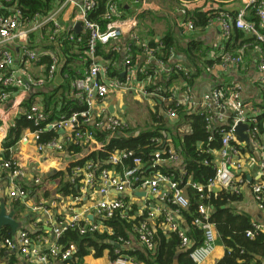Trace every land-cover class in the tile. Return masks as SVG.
<instances>
[{
	"label": "built area",
	"instance_id": "obj_1",
	"mask_svg": "<svg viewBox=\"0 0 264 264\" xmlns=\"http://www.w3.org/2000/svg\"><path fill=\"white\" fill-rule=\"evenodd\" d=\"M176 1L183 18L178 24L182 32L195 30L194 23L187 14L198 10L211 12L213 17L208 25L213 20H217L224 39H228L233 30L250 36L252 41L243 42L235 53L223 52L216 55L214 60L218 62L217 66L223 71L238 70L244 65L245 50L249 49L252 55L257 57V68L262 74L260 82L264 85V0ZM235 1L242 3V7L236 12L231 13L223 8L225 3ZM138 3L139 0H108L100 21H95L89 16L97 8L96 0H63L47 15L36 14L31 18L22 15L15 0H0V103L8 100L13 89L24 90L26 88L28 90L31 87L41 89L48 80L54 77L57 68L61 65V60L56 54H44L49 57L50 63L45 67L42 77L33 78L29 76L26 69H14L15 59L11 47L18 44L24 65L36 64L43 54L30 49L31 34L45 29L43 37L50 43L54 42L59 34H66L69 41L79 43L81 38L75 35V26L80 23L81 30L86 35L85 49L80 54L77 51L75 53L78 55L76 61L82 65V71L78 72V76L73 79L70 95L77 99L82 109L72 111L68 115H61L55 122L44 125L46 121L44 109L38 102H34L23 114L27 121L38 128L34 133L38 134L43 131H58L59 133L63 130L67 132L68 143L71 146L86 147L96 144L98 147L97 132L115 135L127 130L122 118L107 114L104 106L105 98L115 92H135L141 94L143 98L152 100L153 103L157 99L165 104L166 117L173 120L178 118L175 110L177 106H183L189 112L199 110L198 113L204 118L205 130L209 134L208 142L212 141L214 134L220 136V146L217 150H205L206 153L213 155L214 176L208 179L205 185L190 183L202 198L218 190H230L235 194L242 193L241 188L245 184L242 175L244 165L240 161L243 142L236 140L234 128L238 124H246L245 133L255 144L258 153L257 176L251 184V192L257 209L264 211V107L263 110L249 111L241 99L243 87L239 83L229 84L223 90L214 87L209 94L204 96L202 103L196 104L193 100L191 85L188 83L193 70L178 63H170L174 56L173 50L166 61L158 59L156 56L158 48L150 47L149 42L143 41L138 35L136 18L124 16L122 7L125 4L132 6ZM69 7L75 10L76 15L69 28L64 29L60 16ZM248 14H251L254 19H248ZM125 31L128 32L130 41L123 46L119 40ZM153 43L161 46L160 38ZM98 46L105 48L106 53L121 56L120 74H123V77L120 75L108 77L109 71L116 68L117 64L113 57L106 63L100 62L97 57ZM136 46L140 49L138 56L132 54ZM176 72L180 74V79L174 80L166 88L158 84L160 77L163 76L167 80L168 76ZM172 103L174 107L170 106ZM225 112L229 115L226 116ZM37 139L38 135L36 141ZM37 147L38 150L47 148L57 152L64 151V145L57 138L38 144ZM127 159L131 160L132 166L123 168L121 172L105 168L97 170L96 164L91 161L84 162L82 165H74L71 168L69 174L71 185L78 189L82 188L84 191L91 189L103 197L96 202L93 208L92 216L95 215L96 219L88 218L83 212H74L69 219L58 220L51 229L56 242L44 252H40L34 246L32 238L25 230L19 231L14 239L12 237L3 239V247L17 249L27 261L37 264H52V261L61 264L76 263L75 247L70 246L62 250L57 244L63 232L75 230L80 236L94 233L113 235V230L104 222L113 218L130 217L129 211L132 204H129L123 197L125 193L148 189L149 194L159 202L174 207L172 213L161 212L160 208L156 209L158 214H163V231L178 233L181 247L191 249L189 236L180 230L173 216L188 207V200L184 191L179 188L178 181L174 180L171 175L163 174L156 169L165 161L171 164L177 163L179 159L177 153L168 150L167 156L163 158L161 152L157 151L153 153L148 162L144 163L141 158L134 156V152L122 150L115 151L107 162L113 166H121L123 160ZM204 163L208 164L207 161ZM146 165L156 171L150 178L143 179L140 175H142L143 166ZM4 176L9 182L8 197L24 202L27 198V191L23 187L26 179L25 171L13 160L0 158V179ZM38 182L37 178L33 181L34 184ZM109 191L116 192L118 196L108 198L106 194ZM78 195L73 198L75 202L80 199ZM141 209L147 211L148 216H156L154 211L148 212L149 207L146 208V204ZM210 213V208L200 203L197 206V214L192 220L193 226L200 229L203 236L202 243L189 252V257L194 264H202L214 250L216 233L209 221ZM252 226L255 231H264V226L259 223L252 222ZM133 232L139 244L148 250L153 248V233L146 221H140L133 228ZM246 236L251 238L253 233L248 231ZM113 242L121 248L129 244V241L120 237ZM115 254L118 256L113 260L109 257L108 264H133L131 258L120 255L118 250Z\"/></svg>",
	"mask_w": 264,
	"mask_h": 264
},
{
	"label": "crops",
	"instance_id": "obj_2",
	"mask_svg": "<svg viewBox=\"0 0 264 264\" xmlns=\"http://www.w3.org/2000/svg\"><path fill=\"white\" fill-rule=\"evenodd\" d=\"M160 6L164 7L161 8ZM241 7V1H235L231 3L227 2L223 5V8L231 13L236 12V10L240 9ZM122 11L125 17L134 16L136 18L138 22V35L145 42L156 41L165 34H157L155 29H152L149 33L145 32L144 30L145 19L150 17L157 18L158 15L163 14L166 16V18H169L171 24V26H169L166 31H173L180 47H185L189 41H197L202 44L203 47L201 49V60L203 61L202 63L198 62L200 74L194 77L192 81L193 84L191 85L193 100L196 104L202 103L204 96L209 94L214 87L223 90L224 87L229 84L239 83L243 87L241 99L244 102L245 107L249 111L263 110L264 85H262L260 82L262 74L257 68L256 55H252L251 50L246 49L245 56L243 58L244 65L238 70L223 71L219 66H217L218 62L214 60L216 55H219L220 53H235L241 47L243 42L252 41L250 36L241 31L233 30L229 38L224 39L222 37L221 27L217 20H213L204 28H198L195 26V30L193 31L182 32L183 30H180L178 24L182 22L183 18L180 15L179 5L176 0H155V2L154 0H139V3L136 5L131 6L125 4L122 7ZM248 13H250V11ZM75 15V10L70 7L61 14V23L64 29L69 28L70 23L75 19ZM248 19L251 20L254 19V17L251 14H248ZM236 31L241 32L242 36H237L235 34ZM44 33L45 29H43V31H36L33 33V37H30L29 40L30 43L31 38L36 37V45L32 44V49L43 54L36 64L24 65L22 63V53L18 44H14V46L11 47L12 54L15 59L14 69H26L29 72V76H32L33 78H40L43 76L44 69L47 66V63L42 62L43 57L45 55L55 54L54 52L50 51L52 43L46 41L45 37H42V34ZM75 33L83 34V31H75ZM129 41V34L127 31H125L119 42L125 46L126 43H129ZM101 49H103L102 46ZM103 50L105 55H107L106 49L104 48ZM202 51H204L203 54ZM139 53V47H134L132 54L138 56ZM58 54L61 60V65L59 68H57L54 77L48 80L41 89L37 90L33 87L29 88L28 90H26V88L24 90L13 89L10 92V97L8 100L0 103V131L3 127H5L3 130L4 133L0 137V158L13 160L20 168L25 171L26 179L23 182V187L27 191V198L24 202L9 198V182L7 177L4 176L2 179H0V203L4 204L7 213L13 212V217L19 224V229L17 230L15 237L19 231H27L33 240L34 246H36L40 252L46 251L50 246L55 244L56 239L51 232V229L55 226L58 220H67L74 212H83L88 218L96 219L95 215L92 216V214H94L93 208L96 202L103 198L101 195H97L96 192L91 189L84 191L82 188H76L78 189V193L75 195L61 196L58 194V188L60 187L61 182H69L71 168L74 165H77L78 161L85 160L83 163L90 161L88 156L93 151H96L98 148L96 147V144H90L86 147H81L82 150L79 153H76L74 150H69L71 145L68 143L67 132L62 131L58 133L57 131V139L61 144L64 145V151L57 152L47 148L38 150V144L36 141L37 134L28 129L17 131L15 127V120L19 115H23L27 111L25 104L30 98L29 95L31 93L34 94L32 103L38 102V104L42 107L44 106V99L43 96L40 95V92L49 93L54 91V99L56 101L58 100V95L62 92V90H58V88L64 83L65 76L61 75V67L63 66L64 60L59 53V49ZM173 55V60L170 63H178L185 67H189L192 70L194 69L189 64L186 56L175 47L173 50ZM97 57L102 63H106L109 60L104 59L99 55H97ZM112 57L114 58V62H116L117 67L109 71L108 77L111 78L112 76L119 75L123 77V74H120V69L122 68L121 56L117 54L112 55ZM69 65L71 66L72 70L77 71L80 69L78 72L82 71V65L79 61H72L69 63ZM164 80L165 79L163 76L160 77L158 84L160 82H164ZM27 86L28 85H26V87ZM155 100V103H153L152 100L143 98L141 94H137L135 92H115L114 94H110L105 98L104 106L106 108L107 114H113L121 117L125 122L127 127V130L125 131L126 136L131 134L135 136L146 131V128H148V130L152 128L156 105H165L157 99ZM198 112L200 111L196 110V113ZM50 114H52L51 116L53 119L49 123L55 122L58 119V115L53 114L51 111L46 114V120H48V115ZM225 115L228 116L229 113L225 112ZM163 118L167 122V125L169 126L173 135H171L172 137L169 138L170 143L173 141L177 142L176 138L182 136L183 133L188 131V126L185 124V122L180 120L179 116L175 120L169 119L166 117L164 111ZM142 122L147 123V127H145V129L140 128V123ZM10 129H12L14 133V141L12 145L6 149L4 148V145L6 143L8 131ZM242 142L243 145L240 161L244 165L242 168V175L245 179V184H243V187L241 188L242 193L240 195V199L232 206L235 208L237 213L246 214L251 218L252 222H256L264 226V211H259L257 209L251 192V184L257 176V149L255 144L251 142L249 138L247 141ZM169 150L174 151L172 146H170ZM6 154L8 157H6ZM177 155L179 157V154ZM124 161L125 160H123L121 166H113L109 162H105L103 165L97 164V170L105 168L121 172L123 168L129 167V165ZM165 166L182 168L181 158L179 157L177 163L175 164L165 161L159 165V167ZM154 171L156 170L150 169L147 165L145 167L143 166L142 175L140 176L143 177V179H148L153 175ZM36 178L39 180V182L34 184L33 181ZM144 191L145 193L147 191L146 197L134 195L135 192ZM144 191H134L133 193L128 191L125 193V196H123L129 204H132V208L129 211V214L131 215L129 219L134 220L142 217V220L147 222L148 226L153 232L157 228L163 230V214H158L156 209L160 208L161 212L166 211L168 213H172L173 210L170 206L163 204L156 198L152 197L149 194L148 189H145ZM77 195L80 199L78 202H75L73 198ZM106 195L108 198H114L118 196L114 191H109ZM145 204L146 208L149 207L148 212L154 211L156 216H148L147 211L141 209ZM173 216L180 230L185 235L189 236L190 231L186 221L183 220L179 214H173ZM217 239L219 244L217 246L214 244V250L212 254L202 264H214L224 255L225 249L218 237ZM128 241L129 244L125 246L126 248L140 247L136 237L130 236ZM131 260L133 264H142L135 262L133 258H131ZM109 262V253L107 250H105L101 257L95 258L92 254H90L84 257L79 264H108ZM0 264L37 263L27 261L17 249L12 250L3 247L2 239H0ZM52 264L61 263L52 261ZM262 264H264V259L262 260Z\"/></svg>",
	"mask_w": 264,
	"mask_h": 264
},
{
	"label": "trees",
	"instance_id": "obj_3",
	"mask_svg": "<svg viewBox=\"0 0 264 264\" xmlns=\"http://www.w3.org/2000/svg\"><path fill=\"white\" fill-rule=\"evenodd\" d=\"M15 1L22 15L27 18H31L36 14L45 16L63 2V0ZM96 1L98 3L97 8L89 17L92 20L100 21L108 0ZM187 15L193 21L194 26L198 28L207 26L213 17L211 12H200L198 10L190 11ZM235 34L237 36H242L241 32L238 31H236ZM75 35L81 38L79 43L69 41L66 34H59L56 40L52 42L50 49L51 52L53 51L58 56L59 49V53L64 60L63 66L61 67V75H65L66 77L64 76V83L58 88V90H62L58 95V100L56 101L54 99V91L49 93L40 92V95H42L44 99V113L51 111L53 114L58 115V118L61 115H68L72 111L82 109L77 99L72 98L70 95L71 83L73 79L78 76V71L80 69H76L77 71L72 70L69 63L77 60L78 55L75 53L76 51L79 54L84 51L86 35L82 33H75ZM30 37H33V34ZM160 42L161 46L153 42L148 43L150 47L158 48V52L156 53L158 59L166 61V58L171 50H174V47L186 56L189 64L194 68L188 80V83L192 85L194 77L200 74L198 62L202 63L203 61L201 60L202 44L197 41H189L185 47H180L172 30H168L160 38ZM29 47L32 49V42L29 43ZM97 52V55L104 59H110L112 57L110 53L105 55L101 46H98ZM203 53L204 51H202V54ZM42 62L49 64V57L44 56ZM187 68L191 69L189 67ZM178 78L180 79V74L177 72L172 73L168 76L167 80L159 84L166 88ZM163 93L166 96L165 91ZM29 96L30 98L25 104L26 110L31 105L34 94L31 93ZM170 106L174 107V104L172 103ZM165 109V105H156L155 115L153 116L154 126L152 124V128L135 136L133 134L126 136L125 131H120L115 135L107 132H97L96 141L99 145L96 151H93L88 156V159L96 165H103L115 151L130 150L134 152L135 157L141 158L143 162H148L153 153L157 151L161 152L163 158L166 157L167 151L170 149V146H172L174 151L179 154L181 158L182 168L165 166L157 167L156 169H159L163 174L171 175L174 180L178 181L179 188L184 191L188 200V207L185 210H181L179 216L186 221L189 227V236L192 241L191 249L202 243V231L192 224V220L197 214V206L201 203L210 208L211 213L209 221L212 223L225 249L222 258L217 260L214 264H262V260L264 259V232L255 231L252 226L251 218L246 214L237 213L232 206L240 199L241 194H235L230 190H218L209 194L208 197L203 196L201 198V194L190 185V183L205 185L208 179L214 176L215 169L212 165V154L206 153L205 150L212 151L219 148V134H214L212 141L208 142L209 134L205 130L203 116L196 112H189L183 106H177L175 110L180 120L185 122L188 126V131L176 138L177 142L173 141L170 143L169 138L173 135L167 122L163 118ZM51 115L52 114L48 115V120L43 123L44 125L52 121L53 118ZM15 127L17 131L28 129L32 132H36L38 130L30 121L25 119L24 115L18 116L15 120ZM37 135L38 144L57 138V133L55 131H43L39 132ZM13 141L14 133L12 129H10L4 148L8 149ZM69 150H74L76 153H79L82 148L81 146H70ZM6 157H8L7 154ZM83 161L85 160L78 161L77 165H82ZM205 161H207L208 164H205ZM124 162L130 167L132 166L130 159ZM182 172L184 174H182ZM77 193L78 189L68 181L61 182L58 188V194L61 196L75 195ZM140 221H142V217L134 220H130L129 218H113L105 221L104 223L113 230V235L110 236L99 233L80 236L75 230H65L57 240V244L62 250L68 249L70 246L75 247L76 252L74 257L77 259V262H72V264H79L84 257L90 254L95 258H99L103 255L105 250L108 251L110 260L118 256L115 254V251L118 250L120 255L133 258L135 262L142 264H194L189 257L191 249H183L181 247V240L178 233L165 232L159 228L154 230V232L151 230L153 233L152 242L154 244L151 250H148L141 244L140 247H122L119 249L111 245V242L117 241L118 237L126 241L129 240L130 236L136 237L133 228ZM248 231L253 233L251 238L246 236ZM11 236L9 227H4L0 230V239L11 238Z\"/></svg>",
	"mask_w": 264,
	"mask_h": 264
},
{
	"label": "water",
	"instance_id": "obj_4",
	"mask_svg": "<svg viewBox=\"0 0 264 264\" xmlns=\"http://www.w3.org/2000/svg\"><path fill=\"white\" fill-rule=\"evenodd\" d=\"M81 30V25L78 23L75 26V31L79 32ZM50 130V128L48 129ZM247 130V125L246 124H238L234 128V136L237 141H247V135L245 131ZM63 130H60L59 132H62ZM134 195L140 196V197H146L145 192H135ZM4 227H9L11 231V237L12 239L15 238L16 232L19 229V224L18 222L15 221L13 217V212H6L5 206L3 203H0V230ZM111 245H113L116 248H121L117 243L111 242Z\"/></svg>",
	"mask_w": 264,
	"mask_h": 264
},
{
	"label": "rangeland",
	"instance_id": "obj_5",
	"mask_svg": "<svg viewBox=\"0 0 264 264\" xmlns=\"http://www.w3.org/2000/svg\"><path fill=\"white\" fill-rule=\"evenodd\" d=\"M154 2H155V0H154ZM160 7L163 8L164 6L163 7L160 6ZM169 26H171L170 21H169V18H166V16H164L163 14L158 15L157 18L156 17H154V18H151V17L150 18H147L144 21V30L147 33H149L152 29H155V31H156L157 34L163 35L164 33L167 32L166 30L169 28ZM42 37H43V34H42ZM35 38L36 37L31 38V42L34 45H36L35 44ZM50 49H51V47H50ZM147 115H149V114H147ZM140 124H141V127L140 126L139 127L141 129H143V128L145 129V127H147V123L146 122H142ZM134 129H137V128H134ZM146 130H148V128H146ZM215 237H216L215 244L217 246L219 244V241L217 239V237H218L217 234H215Z\"/></svg>",
	"mask_w": 264,
	"mask_h": 264
},
{
	"label": "bare ground",
	"instance_id": "obj_6",
	"mask_svg": "<svg viewBox=\"0 0 264 264\" xmlns=\"http://www.w3.org/2000/svg\"><path fill=\"white\" fill-rule=\"evenodd\" d=\"M5 129V127H3L0 131V137L2 136V134L4 133L3 130Z\"/></svg>",
	"mask_w": 264,
	"mask_h": 264
}]
</instances>
